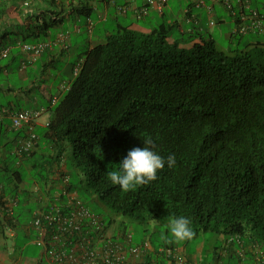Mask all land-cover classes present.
<instances>
[{
	"label": "trees",
	"instance_id": "obj_1",
	"mask_svg": "<svg viewBox=\"0 0 264 264\" xmlns=\"http://www.w3.org/2000/svg\"><path fill=\"white\" fill-rule=\"evenodd\" d=\"M253 1L254 6L263 2ZM28 18L32 32L21 37L40 42L50 30L49 19L40 24ZM176 25L166 19L144 32L119 23L103 42L87 47L62 98L54 96L49 83L39 82L48 92L42 97L52 105L49 123L35 127L39 138L29 155L20 157L12 148L5 158L0 155V226L17 230L22 224L27 230L15 242L18 251L25 254L32 244L28 226L42 207L38 191L54 194L55 185L76 191L69 166L80 168L86 192L106 203L112 213L105 216L106 228L115 225V235L130 232L131 221L169 225L178 216L190 219L196 235H243L250 223L264 233V32L249 34L257 40L244 47L224 50L206 32L180 34ZM238 35L243 34L236 32L232 39ZM52 57L44 62L47 69L57 59ZM26 133L18 129L9 144L17 147ZM146 135L165 157V167L150 184L122 194L107 172L130 149L144 147ZM68 146L73 153L67 163ZM171 154L176 163L170 168ZM24 170L39 187L26 185ZM65 176L69 182L63 185ZM132 235L134 244L148 241L136 243ZM189 241H184L187 248ZM151 243L157 251L183 244ZM159 253V264H168L165 251ZM194 253L186 250L188 256ZM215 259L222 264L219 253Z\"/></svg>",
	"mask_w": 264,
	"mask_h": 264
},
{
	"label": "crops",
	"instance_id": "obj_2",
	"mask_svg": "<svg viewBox=\"0 0 264 264\" xmlns=\"http://www.w3.org/2000/svg\"><path fill=\"white\" fill-rule=\"evenodd\" d=\"M175 1L176 0H166L164 12L160 11L157 7H151L148 14L140 17L137 10L145 5V0H38V5L45 8V16L49 19L48 21L50 23L48 34L44 35L45 38H41L40 41L50 43L47 51L49 55L54 56L52 53H56L57 48H59L60 51L57 53H65L70 52L71 48L75 45L79 46V42L76 41L77 37L82 36L83 33L87 31L90 35L88 45L94 46L96 44L91 39V34H96L97 30L101 29L99 27L101 23L105 24L107 21H110L112 7L117 15L129 18L130 22L126 25H129L133 29L150 32L155 25L168 19L169 22L177 24L176 30H178L180 34L184 32H193L195 30L197 32H206L207 35L209 34L215 38V19L220 15V12L216 11V8L218 5H221L225 7L231 17H233V21L235 22L233 35L236 33L237 20L241 17L243 12V8L238 0H180L176 3L177 6H180L177 11H175ZM22 4L23 0H0V9H5L4 12H0V74L2 76V79H0V93L7 96L12 94L17 100L8 99V103L0 105V108L7 107L14 112L20 109L31 108L25 107L23 101H33L35 104H38L39 99H44L41 93H48L46 89H41V87H39V82L45 81L44 79H40L35 83V86H38L36 92L33 91L31 87L19 86L18 83L10 81L11 63L15 62L16 59L21 58L22 64L20 68L21 71H23L27 69V65L31 63V59L35 62L43 57L42 54L40 56H35L23 48V44L35 43L36 41H23L21 37L29 30L32 32V28L30 29L31 20L24 14ZM94 14L97 18L94 17ZM204 19L209 22L208 28L204 25ZM219 21L224 22L225 16L221 17ZM116 23V25L112 24L109 27H107L106 24L104 25L105 32L100 37V40H104L107 34L113 31L121 22L117 21ZM32 27H34V25H32ZM53 28L57 30L55 33ZM249 34H254V32H250ZM173 39L174 37H170V40ZM101 42L103 41H100V43ZM191 44L192 43H189L188 45ZM6 51H8V54L5 56L4 52ZM25 52L28 53V57ZM12 54L14 59H10ZM52 58L56 59V56ZM52 58H50V60H53ZM4 59H7V62H3ZM71 80L69 83L66 81L60 83V93L54 94V96H59L64 90L69 88ZM50 85L53 92L52 84ZM51 106L50 103H45L35 108L44 109V114L40 117L39 123L37 124L38 126L44 127L48 124L51 115ZM0 125L6 129L5 133L3 131L0 134V155L5 158L10 148L13 149L12 152H14L16 148L14 144L11 145L9 142L13 139L17 130L12 127L10 115H5L0 121ZM6 143H8V145H5ZM3 158H0V160H4ZM55 177L58 178V176ZM37 195L38 194H36L35 197H38ZM1 228L3 229L4 237H7L6 232L8 231L15 240L12 241L11 245L9 241L4 242V240L0 238V264H39V258L35 260L23 258L24 254L21 251H19L20 254H18V250L15 247L16 240L23 239L25 231H27L22 224L18 226V231L8 226ZM27 243L33 244L30 240H28ZM239 245L240 249H242L241 244ZM184 247L187 248L186 245ZM187 249H189V247ZM240 264L247 263L241 260Z\"/></svg>",
	"mask_w": 264,
	"mask_h": 264
},
{
	"label": "built area",
	"instance_id": "obj_3",
	"mask_svg": "<svg viewBox=\"0 0 264 264\" xmlns=\"http://www.w3.org/2000/svg\"><path fill=\"white\" fill-rule=\"evenodd\" d=\"M244 12L238 22L236 32L248 34L254 31L264 32V0L259 6L253 0H238ZM145 5L138 8V15L149 13L151 7L163 11L166 0H145ZM229 3V2H228ZM24 14L43 23L45 8L38 5V0H23ZM246 9V11H245ZM50 45L40 41L25 43L23 48L35 56H40ZM8 51L4 52L6 56ZM59 100L53 99V104ZM44 109L26 108L12 111L0 108V121L5 115L11 116L12 127L16 130L26 128L27 133L20 139L15 152L20 157L29 155L38 141L35 127L43 115ZM69 182L65 176L63 185ZM62 185V184H61ZM42 207L34 212L31 228L32 242L42 249L43 262L47 264H159L152 252L154 248L147 241L137 245L132 241L129 231H114L106 228L105 216L94 211L76 191L60 187L55 194H41ZM65 195V196H63ZM165 258L168 264H187L188 258L178 248H168ZM201 259V258H200ZM195 264H200L196 261Z\"/></svg>",
	"mask_w": 264,
	"mask_h": 264
},
{
	"label": "rangeland",
	"instance_id": "obj_4",
	"mask_svg": "<svg viewBox=\"0 0 264 264\" xmlns=\"http://www.w3.org/2000/svg\"><path fill=\"white\" fill-rule=\"evenodd\" d=\"M179 1L180 0L175 1V11H177V9L180 7L176 4ZM113 9L114 8L112 7L110 21H107V23H105L107 27L111 26L112 24L116 25L117 21H120L122 24L125 25L130 22L129 18L117 15L116 11H114ZM216 11H219L220 15H218L215 19V38L217 39L218 45L219 47H221V49L229 50L230 47L237 49L239 46L244 47L246 43H248L250 40H257V37L252 36L251 38L249 34L238 35V37L232 39L233 28L235 27L233 17H231V15L228 13V10L221 5L217 6ZM223 16H225V21H219L220 18ZM94 17L97 18L95 14ZM206 19H204V25L208 28L209 22ZM105 24L101 23L99 26L101 29L97 30L96 34H91V39L94 41L95 44L105 40H100V37L105 32ZM53 31L55 33L57 30L53 28ZM257 33H260V31H257ZM89 38L90 35L87 31L84 32L82 36H78L76 41L79 42V46L75 45L71 48L70 52L57 53L60 52L59 48H57V52L52 53L54 56H56L57 59L53 61L54 64L51 63L48 69L44 67V62L49 59L48 53H45L42 58H39L35 62H33V60L31 59V63H29V65H27L26 67L27 69L23 71H21L20 68L22 64L21 58L16 59L15 62L11 63L12 68L10 70V81L18 83L19 86L22 85L24 87H31L33 91L36 92L38 86H35V83H37L40 79H44L46 82L52 84L53 93L59 94L60 83L64 81L69 83V81L75 77L77 70L81 66L84 51L89 46ZM25 54L28 57V53L25 52ZM10 59H14L13 54L11 55ZM3 62H7V59H4ZM0 79H2L1 74ZM67 89L59 95L60 98L63 97ZM8 99L17 101L12 94H10V96H7L0 93V105L8 103ZM23 103L25 107L36 108L48 102L41 98L39 99L38 104H35L33 101H23ZM66 153L67 155L65 160L68 163L71 161L70 154L73 153V148L71 146H68V148L66 149ZM68 170L71 173L72 182L75 184V189L77 190L78 195L83 198V200L86 201L93 210L104 214L107 218L109 217V215H112L111 211L108 209L104 201L100 200L97 196L90 195L86 192L83 171L80 168L73 166H69ZM25 173L28 174V172L26 171ZM26 185H28V187H31V189H35L36 186L39 187V185H35L32 182L30 174L26 176ZM57 187L58 186L55 185L54 187L50 188V191L55 194L58 191ZM168 226L169 225L158 224L155 221H150L148 223L142 224L137 221H131L129 224L130 232L134 234V240L136 243H140L146 239L152 241L155 245L162 246L166 243L165 240L161 239L162 233L165 236H168L169 239H171L170 235L166 231V228H168ZM6 236L7 237L3 236V229L0 226V238L3 239L4 242L9 241V243L12 245V241H14L15 238L8 231L6 232ZM240 239L244 240L245 243L247 242L248 244L246 246L241 245L243 252L239 250ZM228 240L229 237L223 233L200 231L197 235H194V237L189 241L188 245L189 249L195 252L194 254L199 255V257H205L206 264L216 263L215 253H219L221 255L222 264H240L241 260L242 262H245L247 264L264 263V233L259 227L255 226L253 223L247 224L244 234L240 235L239 237H236V244L229 243ZM181 243L183 244H180V247H184L186 242L183 241ZM229 246L231 248L233 247L234 252H229L230 255H227ZM18 254H20L19 251ZM41 255V247L36 244H31L29 245L23 258H28L29 260H35L38 258L41 259ZM259 257H262L261 260L259 259ZM43 264L47 263L44 261Z\"/></svg>",
	"mask_w": 264,
	"mask_h": 264
},
{
	"label": "clouds",
	"instance_id": "obj_5",
	"mask_svg": "<svg viewBox=\"0 0 264 264\" xmlns=\"http://www.w3.org/2000/svg\"><path fill=\"white\" fill-rule=\"evenodd\" d=\"M240 18L238 19L239 21ZM243 35H247V34H243ZM143 143H144V147H133L132 149H130L127 152V155L123 157L118 167L114 170L107 172V178L110 180V182L113 185H118L120 187L122 194L127 193L129 191H133L138 186H144L150 184V182L157 179L158 170H162L165 167V162H166L165 157L159 155L156 151L153 150L155 145L152 137L150 135H146L143 139ZM166 160H167V165L170 168L173 167L176 163L174 154L169 155L166 158ZM59 186L62 185L60 184ZM102 215L105 216L104 214ZM190 224L191 221L187 217L184 216L173 217L170 220L167 229L171 239H169L168 236H165L163 233L161 234V239L165 240L168 243H172V242L179 243V242L191 240L194 237L195 233L190 227ZM239 236L240 235L229 237L228 242L232 243L231 241L236 240V237ZM148 242L154 248L152 254L155 257H157V259L158 257L162 258V256H160L161 254L159 253V251L164 247H161L160 250L157 251L155 247L152 245L151 241L148 240ZM239 244L243 246L245 244V241L240 239ZM228 248L231 247L229 246ZM178 249L182 251V253L186 254L185 247H178ZM239 250L243 252L242 249ZM186 257L188 258L187 264H195L196 261H199L200 264H204L205 261L204 256L199 257V255L197 254H194L193 256H188V254H186ZM160 258L158 260L161 261ZM189 258H191L192 261H189ZM261 258L262 257H259L260 260ZM163 259L164 261L166 260L165 258ZM39 264H43L42 257L41 259H39Z\"/></svg>",
	"mask_w": 264,
	"mask_h": 264
}]
</instances>
